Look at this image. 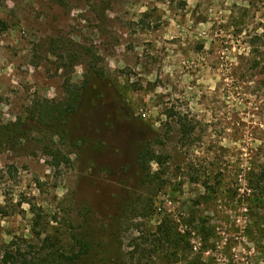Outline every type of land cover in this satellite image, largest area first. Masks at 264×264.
Segmentation results:
<instances>
[{"label":"rangeland","instance_id":"374dc122","mask_svg":"<svg viewBox=\"0 0 264 264\" xmlns=\"http://www.w3.org/2000/svg\"><path fill=\"white\" fill-rule=\"evenodd\" d=\"M0 20V264L80 234L72 264H264V0H0ZM86 82L69 119L28 121Z\"/></svg>","mask_w":264,"mask_h":264},{"label":"trees","instance_id":"16d2710c","mask_svg":"<svg viewBox=\"0 0 264 264\" xmlns=\"http://www.w3.org/2000/svg\"><path fill=\"white\" fill-rule=\"evenodd\" d=\"M8 29V25L3 20H0V35ZM95 75L99 78H104L105 74L101 71H96ZM88 89L87 82L81 88L72 87L71 89H67V100L64 104L59 106H49L44 107V111L40 112V118H31L28 119L30 122L38 121L39 123L45 125L48 121L55 122L57 124L60 121H64L65 119H69L78 109L80 102L82 100L83 92ZM27 121V122H28ZM20 128H22L21 121L19 120L18 124H15L14 133L20 135ZM187 132L186 130H183ZM57 135V134H55ZM162 157L157 156L149 146H145L138 157V165L140 168L141 180L143 183H147L149 181L150 176V164L152 162H156L159 165H163ZM251 189L258 194L264 193V166L261 169L254 173L252 178L249 180ZM159 239L157 240L159 244L162 241L166 242L170 240V228H160L159 230ZM154 244L156 242H153ZM12 246V244H11ZM9 246V247H11ZM42 253L38 258H33L29 260L25 254L21 252L20 249H16L15 251H7L5 254V264H72L76 262L81 256L87 254L90 251V245L88 241L80 234L79 236H73V244L68 249L67 253H64V250H60L56 248L54 250L46 251V247L42 246ZM189 243L183 236H181V251L188 250Z\"/></svg>","mask_w":264,"mask_h":264}]
</instances>
